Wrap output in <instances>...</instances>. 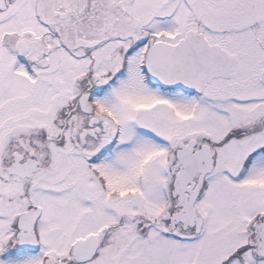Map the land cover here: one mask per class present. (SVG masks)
Returning <instances> with one entry per match:
<instances>
[{
	"label": "snow or ice",
	"instance_id": "snow-or-ice-1",
	"mask_svg": "<svg viewBox=\"0 0 264 264\" xmlns=\"http://www.w3.org/2000/svg\"><path fill=\"white\" fill-rule=\"evenodd\" d=\"M0 264H264V0H0Z\"/></svg>",
	"mask_w": 264,
	"mask_h": 264
}]
</instances>
